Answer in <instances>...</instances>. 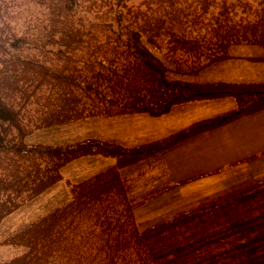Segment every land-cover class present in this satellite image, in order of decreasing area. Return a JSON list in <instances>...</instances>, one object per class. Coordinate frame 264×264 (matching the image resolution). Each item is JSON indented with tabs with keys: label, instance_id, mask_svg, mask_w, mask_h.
<instances>
[{
	"label": "trees",
	"instance_id": "trees-1",
	"mask_svg": "<svg viewBox=\"0 0 264 264\" xmlns=\"http://www.w3.org/2000/svg\"><path fill=\"white\" fill-rule=\"evenodd\" d=\"M242 45L264 50V0H0V224L62 181L68 163L116 159L70 184L68 202L3 239L0 245L26 250L0 264H264V180L141 228L140 202L120 175L124 166L264 110V82L171 78L196 76ZM230 96L234 109L136 147L25 140L91 118L158 117Z\"/></svg>",
	"mask_w": 264,
	"mask_h": 264
},
{
	"label": "rangeland",
	"instance_id": "rangeland-1",
	"mask_svg": "<svg viewBox=\"0 0 264 264\" xmlns=\"http://www.w3.org/2000/svg\"><path fill=\"white\" fill-rule=\"evenodd\" d=\"M141 0H131L137 4ZM232 57L196 76L172 75L196 82H264V55L255 46H234ZM236 107L230 97L188 102L165 115L146 113L96 117L37 130L26 142L62 145L90 138L136 147L168 137L191 124ZM116 164L108 156H86L63 168V180L0 224V242L20 228L71 199L70 184L80 182ZM128 195L140 202L135 208L141 226L170 219L213 197L264 180V110L189 137L154 156L120 169ZM142 228V227H141ZM25 248L0 245V260L11 259Z\"/></svg>",
	"mask_w": 264,
	"mask_h": 264
}]
</instances>
